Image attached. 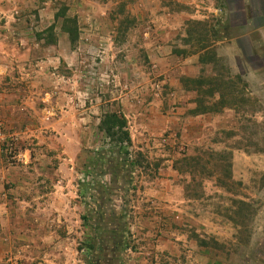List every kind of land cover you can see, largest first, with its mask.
<instances>
[{"label":"rangeland","instance_id":"374dc122","mask_svg":"<svg viewBox=\"0 0 264 264\" xmlns=\"http://www.w3.org/2000/svg\"><path fill=\"white\" fill-rule=\"evenodd\" d=\"M246 2L0 0V264H264V0ZM201 76L244 100L195 115Z\"/></svg>","mask_w":264,"mask_h":264},{"label":"trees","instance_id":"16d2710c","mask_svg":"<svg viewBox=\"0 0 264 264\" xmlns=\"http://www.w3.org/2000/svg\"><path fill=\"white\" fill-rule=\"evenodd\" d=\"M68 23H70L69 20L66 24ZM70 35L72 36V33ZM183 83L187 86V90L197 94L195 115L219 113L225 108L233 109L244 100L242 82L239 77L225 79L222 76H201L194 79L184 78ZM99 130L114 148H118V158L123 160L124 157H128L129 153L125 148L131 147V138L126 121L121 115L105 114L100 121ZM110 233L113 231H109ZM200 243L202 246L208 245L205 241Z\"/></svg>","mask_w":264,"mask_h":264},{"label":"crops","instance_id":"0c3cea01","mask_svg":"<svg viewBox=\"0 0 264 264\" xmlns=\"http://www.w3.org/2000/svg\"><path fill=\"white\" fill-rule=\"evenodd\" d=\"M238 1L241 2V5H242V8L240 7L241 12H244V10H243V8H244V7H243V4H244V3H247L246 0H238ZM249 1H250V4L252 5V6H251V10H253V2H254V0H248V2H249ZM231 9H232V8H231ZM251 17H252V15H251ZM253 19H254V18H253Z\"/></svg>","mask_w":264,"mask_h":264}]
</instances>
